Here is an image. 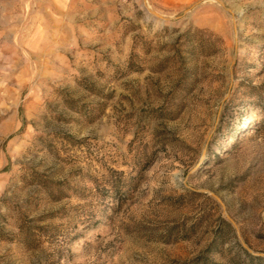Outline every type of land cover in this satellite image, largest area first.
<instances>
[{"label": "rangeland", "instance_id": "rangeland-1", "mask_svg": "<svg viewBox=\"0 0 264 264\" xmlns=\"http://www.w3.org/2000/svg\"><path fill=\"white\" fill-rule=\"evenodd\" d=\"M198 255L264 264V0H0V264Z\"/></svg>", "mask_w": 264, "mask_h": 264}, {"label": "trees", "instance_id": "trees-1", "mask_svg": "<svg viewBox=\"0 0 264 264\" xmlns=\"http://www.w3.org/2000/svg\"><path fill=\"white\" fill-rule=\"evenodd\" d=\"M171 264H207V259H205L203 255H198V256H196L195 258H193V259H191L189 261H186V262H177V261H175V262H172Z\"/></svg>", "mask_w": 264, "mask_h": 264}]
</instances>
